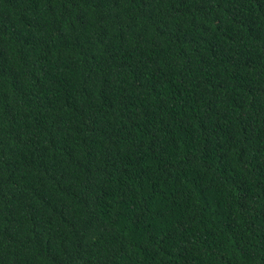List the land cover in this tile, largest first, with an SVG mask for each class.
Instances as JSON below:
<instances>
[{
    "label": "trees",
    "instance_id": "trees-1",
    "mask_svg": "<svg viewBox=\"0 0 264 264\" xmlns=\"http://www.w3.org/2000/svg\"><path fill=\"white\" fill-rule=\"evenodd\" d=\"M0 264H264V0H0Z\"/></svg>",
    "mask_w": 264,
    "mask_h": 264
}]
</instances>
